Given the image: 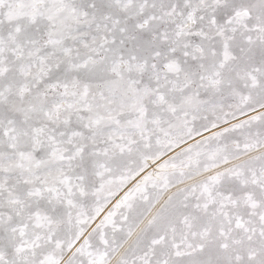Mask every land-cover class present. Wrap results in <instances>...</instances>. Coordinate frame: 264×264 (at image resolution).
I'll list each match as a JSON object with an SVG mask.
<instances>
[{
  "label": "snow or ice",
  "instance_id": "obj_1",
  "mask_svg": "<svg viewBox=\"0 0 264 264\" xmlns=\"http://www.w3.org/2000/svg\"><path fill=\"white\" fill-rule=\"evenodd\" d=\"M0 264H264V0H0Z\"/></svg>",
  "mask_w": 264,
  "mask_h": 264
}]
</instances>
